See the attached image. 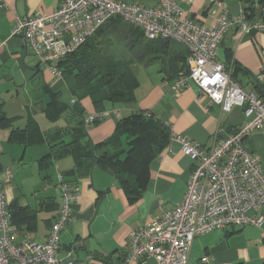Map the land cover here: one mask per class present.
<instances>
[{"label":"crops","instance_id":"crops-1","mask_svg":"<svg viewBox=\"0 0 264 264\" xmlns=\"http://www.w3.org/2000/svg\"><path fill=\"white\" fill-rule=\"evenodd\" d=\"M134 1L146 5L155 3ZM178 2L184 17L207 27L215 25L222 12L221 3L226 4L232 15L249 8L247 3L238 0ZM60 3L61 0H0V103L4 115L11 119L10 125H0V168L1 171L10 169L13 175L4 184L8 206L11 208L17 202L35 214L32 222L19 220L16 214L19 223H14L10 209V225L17 244L46 242L61 205L59 176L75 179L81 196L74 220L62 231L61 256L71 251L78 260L92 256L95 261H119L128 252L133 230L162 217L182 201L195 163L178 144L167 146L151 165L142 197L131 202L112 170L91 161L77 167L73 156L55 155L52 146L62 140L69 141V132L81 119L67 111L57 120H51L47 109L55 99L72 107L75 98L66 80L41 63L26 41L12 31L18 18L52 13ZM260 15L264 17V6ZM177 47L174 44L171 51ZM218 55L245 90L255 92V77L264 65V33L241 34L233 28L225 36ZM134 71L140 80L136 99L106 102L101 111L109 115L103 120L87 122L90 114L101 111L90 97L82 100L83 124L93 146L113 135L121 118L141 111L153 114L171 125L173 133L205 149L234 133L245 120L241 108L222 111L209 96L200 93L193 81L177 93L172 88L177 73L174 76L165 73L161 63L140 62ZM15 131L19 132V139L13 137ZM244 146L261 157L264 171V128L254 130L245 139ZM104 151L97 150L95 154L99 156ZM71 171L74 174L68 175ZM20 214L24 216L28 212ZM188 264H264V226L215 229L199 235L193 241Z\"/></svg>","mask_w":264,"mask_h":264},{"label":"built area","instance_id":"built-area-1","mask_svg":"<svg viewBox=\"0 0 264 264\" xmlns=\"http://www.w3.org/2000/svg\"><path fill=\"white\" fill-rule=\"evenodd\" d=\"M153 1L146 5L134 0H61L52 13L18 18L12 34L22 37L39 61L60 77L56 63L79 49L111 18L121 17L140 28L147 40H173L188 50L187 68L172 85L177 93L193 81L222 111L241 108L244 122L209 149L173 133L171 127L168 147L178 144L195 163L187 192L171 211L130 233L128 252L119 261H95L92 256L78 260L71 251L61 256L62 231L74 220L81 196L78 184L62 175L60 210L46 242L17 244L4 192V184L13 175L10 169L0 168V264H188L197 236L215 229L264 226L261 157L244 146L254 130L264 128V97L245 90L218 55L233 28L241 34L264 33V17L249 16L246 11L232 15L221 3L215 25L207 27L184 17L178 0ZM255 79L264 85V65ZM108 115L107 111L90 114L87 122L101 121Z\"/></svg>","mask_w":264,"mask_h":264},{"label":"trees","instance_id":"trees-1","mask_svg":"<svg viewBox=\"0 0 264 264\" xmlns=\"http://www.w3.org/2000/svg\"><path fill=\"white\" fill-rule=\"evenodd\" d=\"M238 1L249 5L246 10L249 16L260 15L261 6H264V0ZM115 41L125 42L129 47L139 44L141 53L129 58L116 57L111 51ZM174 44L178 47L172 52ZM188 55V50L173 40H147L140 28L121 17H113L107 21L79 49L58 63L62 77L73 93L75 103L69 107L55 99L47 109V114L51 120H57L69 111L81 120L69 132V141L62 140L52 146L55 155L73 156L77 167L89 161L98 162L114 172L131 202L138 201L147 187L153 161L158 159L170 144L171 125L151 113L137 112L121 118L113 135L93 146L83 124L85 115L82 100L90 97L100 111L106 102H132L136 99V90L140 86V80L134 71L137 63H161L165 73L173 75L175 72L177 78L187 68ZM233 76L236 78L234 73ZM254 90L264 97L263 84L256 81ZM10 124L11 119L4 115L0 103V125ZM19 136L18 131L13 132V137L19 139ZM101 149L105 151L97 156L95 151ZM73 174L71 171L68 175ZM65 179L77 183L75 179ZM27 208L17 202L9 207V212L10 209L13 210L14 223H19L15 219L16 214L19 220L32 222L35 214ZM24 211L28 214L21 216L20 213Z\"/></svg>","mask_w":264,"mask_h":264},{"label":"rangeland","instance_id":"rangeland-1","mask_svg":"<svg viewBox=\"0 0 264 264\" xmlns=\"http://www.w3.org/2000/svg\"><path fill=\"white\" fill-rule=\"evenodd\" d=\"M119 41H115L114 47H112V50H111L112 53L115 54L116 57L128 56L129 58V57H134L136 54L139 55V53H141V46L139 44L131 45V47H129L127 43L119 42ZM89 99H90L89 97L86 98V100H89Z\"/></svg>","mask_w":264,"mask_h":264}]
</instances>
